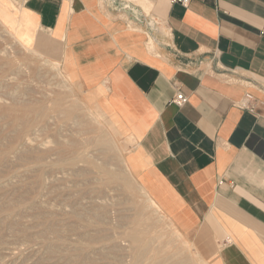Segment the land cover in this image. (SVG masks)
<instances>
[{
	"label": "crops",
	"instance_id": "crops-1",
	"mask_svg": "<svg viewBox=\"0 0 264 264\" xmlns=\"http://www.w3.org/2000/svg\"><path fill=\"white\" fill-rule=\"evenodd\" d=\"M112 1L0 0V17L103 97L138 181L206 264H264V0Z\"/></svg>",
	"mask_w": 264,
	"mask_h": 264
},
{
	"label": "rangeland",
	"instance_id": "rangeland-1",
	"mask_svg": "<svg viewBox=\"0 0 264 264\" xmlns=\"http://www.w3.org/2000/svg\"><path fill=\"white\" fill-rule=\"evenodd\" d=\"M119 7L135 12L129 4ZM139 16L156 28L151 17ZM5 18L0 264H206L138 181L127 161L133 140L103 97L68 76L39 41L18 35ZM138 215L144 222L135 221ZM136 231L153 239L139 259Z\"/></svg>",
	"mask_w": 264,
	"mask_h": 264
},
{
	"label": "bare ground",
	"instance_id": "bare-ground-1",
	"mask_svg": "<svg viewBox=\"0 0 264 264\" xmlns=\"http://www.w3.org/2000/svg\"><path fill=\"white\" fill-rule=\"evenodd\" d=\"M112 1V0H111ZM8 19V18H6ZM16 18L15 19H12L11 22H14V25L16 23ZM16 26V25H15ZM16 32L18 33V35H22V33L20 32L19 28L17 27L16 28ZM16 34V33H14ZM26 37H24V39L26 38L27 40H32V36L31 35H24ZM41 40V39H40ZM44 42V41H43ZM47 42V41H45ZM48 43V42H47ZM153 43V42H152ZM52 46V45H51ZM151 46H153L151 44ZM84 124V123H83ZM103 144L109 146L110 142L108 140H102L101 141ZM3 146V145H2ZM103 151V149L101 150ZM60 153H62L60 151ZM110 160V159H109ZM102 170V169H101ZM108 173V172H107ZM154 204V203H153ZM160 216V215H159ZM135 221L137 223H141V222H144V219L141 217V216H137ZM149 226H152V223L149 224ZM132 240L133 242L135 243L136 245V257L137 259L141 258L148 250V248L152 247V243H153V239H151L149 236H144V234H142V232L140 231H136L135 234L132 235ZM171 242V241H170ZM152 260V259H151ZM138 261V260H137ZM153 264V263H152ZM174 264H186L185 261H177L175 262Z\"/></svg>",
	"mask_w": 264,
	"mask_h": 264
},
{
	"label": "built area",
	"instance_id": "built-area-1",
	"mask_svg": "<svg viewBox=\"0 0 264 264\" xmlns=\"http://www.w3.org/2000/svg\"><path fill=\"white\" fill-rule=\"evenodd\" d=\"M177 3H180L181 5L188 7L191 0H174ZM188 101L187 96L179 89L176 92V95L173 99V102L176 103L179 106L184 105ZM239 105L243 109H248L250 111H255L256 104L254 103V98L251 94L247 93L245 97L239 102Z\"/></svg>",
	"mask_w": 264,
	"mask_h": 264
}]
</instances>
